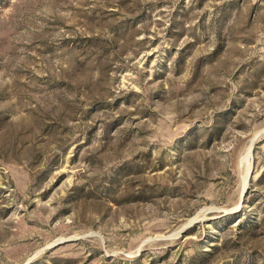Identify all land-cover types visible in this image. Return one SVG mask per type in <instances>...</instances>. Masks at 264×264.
Returning <instances> with one entry per match:
<instances>
[{
    "label": "rangeland",
    "instance_id": "rangeland-1",
    "mask_svg": "<svg viewBox=\"0 0 264 264\" xmlns=\"http://www.w3.org/2000/svg\"><path fill=\"white\" fill-rule=\"evenodd\" d=\"M0 264H264V0H0Z\"/></svg>",
    "mask_w": 264,
    "mask_h": 264
},
{
    "label": "bare ground",
    "instance_id": "bare-ground-1",
    "mask_svg": "<svg viewBox=\"0 0 264 264\" xmlns=\"http://www.w3.org/2000/svg\"><path fill=\"white\" fill-rule=\"evenodd\" d=\"M247 173H248V170H247ZM246 177H247V174L244 176V181L246 180Z\"/></svg>",
    "mask_w": 264,
    "mask_h": 264
},
{
    "label": "water",
    "instance_id": "water-1",
    "mask_svg": "<svg viewBox=\"0 0 264 264\" xmlns=\"http://www.w3.org/2000/svg\"><path fill=\"white\" fill-rule=\"evenodd\" d=\"M183 229H180L179 232H181Z\"/></svg>",
    "mask_w": 264,
    "mask_h": 264
}]
</instances>
